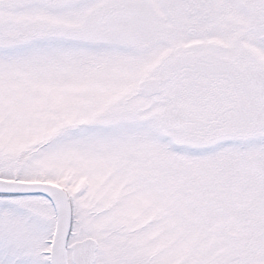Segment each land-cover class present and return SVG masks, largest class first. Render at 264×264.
Returning <instances> with one entry per match:
<instances>
[{"label":"snow or ice","instance_id":"snow-or-ice-1","mask_svg":"<svg viewBox=\"0 0 264 264\" xmlns=\"http://www.w3.org/2000/svg\"><path fill=\"white\" fill-rule=\"evenodd\" d=\"M0 264H264V0H0Z\"/></svg>","mask_w":264,"mask_h":264}]
</instances>
